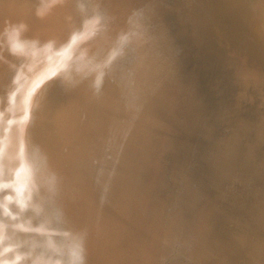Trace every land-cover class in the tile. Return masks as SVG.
Here are the masks:
<instances>
[{
    "label": "bare ground",
    "instance_id": "6f19581e",
    "mask_svg": "<svg viewBox=\"0 0 264 264\" xmlns=\"http://www.w3.org/2000/svg\"><path fill=\"white\" fill-rule=\"evenodd\" d=\"M217 1L264 53L260 0ZM135 27L105 0H0V107L19 90L16 116L0 118V264H264V149L243 143L256 112L234 87L225 89L219 69L201 62L216 86L175 93L187 79L170 61L179 69L185 62L176 55L193 58L189 36L159 55L177 97L176 105L166 103L170 114L151 121L141 136L122 129L117 119L126 115L128 96L134 103L137 95L110 96L115 81L140 84L133 66L143 36ZM87 38L97 42L93 48L81 44ZM136 112L134 119L141 117ZM45 120L58 139L48 140ZM132 162L144 167L136 173L126 167Z\"/></svg>",
    "mask_w": 264,
    "mask_h": 264
},
{
    "label": "rangeland",
    "instance_id": "374dc122",
    "mask_svg": "<svg viewBox=\"0 0 264 264\" xmlns=\"http://www.w3.org/2000/svg\"><path fill=\"white\" fill-rule=\"evenodd\" d=\"M105 0V3L110 7V8H113V9H122L125 11V13L128 15V23L129 25H132V27H136L138 30L141 31L142 33V40H141V45L139 43V46L137 47V62H135V65L133 66V70H135V77L136 79L139 81V86L138 85H135L134 83H123V82H120L119 81H115L113 83V88L111 90V95L110 96L111 98H113V95L114 97L115 96H118L119 97H125L127 94H129V92H131L130 94H133L137 95V97L135 98V102L134 103H130L132 100H134L133 98L130 100L129 96H128V99H129V104L132 106H129L128 105H125L124 107L126 108L125 109V112H126V115L124 113L123 117L121 116L120 118L117 119V122L119 121L121 124L118 123L119 126H122L121 128L124 129V128H127L128 130H130V132L135 135H137V133H140V136L141 134L143 135L144 132H147L149 131V129H151V125H150V122L153 121V120H157V119H162L164 118L165 116H168V114H170V104H174L176 105L177 104V97L176 96H172L170 95L169 93V81L166 80L167 78H165L166 76H164L163 74L166 73V71L164 70V65H165V61L164 60H160V53L164 54L166 51H170L171 50H174L176 49L178 46H180L184 41L187 42V39H191L193 41V45H190L188 46L190 52H188V54L193 57V58H189L188 55H185V54H178L176 55L177 58H179L181 61H184L185 64L183 67L179 68L174 64V62L172 63V61H170V63L173 65H171V67H173V69L175 71H178L176 73H180L181 75V78H183L185 80L184 82V86L186 87H177V91L175 92L176 94H181L183 91H187L188 89L189 90H193L194 92L195 91H198V89H201L203 90V86L205 88V91H207L208 89H211V88H214L216 86V84L209 82L208 81V78L205 77V73L203 71V68L200 67V63L201 64H205L204 65V69L205 68H209L211 69V71L213 70H216V72L218 71L219 73V79H220V82L221 84L224 85L225 89L228 90V91H232V87H234L238 94L236 92H234L237 96L239 95V98L241 100H243V104L245 106H252V110H253V113H254V116L256 114V116L251 119V121H249L248 123V130L247 129H243V137L244 138V141H243V138H242V141L243 143L245 144V146L247 148H250V144L254 143L255 145H261V149H264V114H261V113H264V53L262 51H260L258 49L257 46L253 45L251 42H248V38L244 37V35L241 33H239L240 31L238 30L237 31V28L236 26L234 25V22L232 24V21L230 20L229 16L227 15V13L225 12V10L223 9V7L219 4V2L216 0H209V3L208 0H203V2H200L202 0ZM154 1V2H153ZM157 1V2H156ZM183 1V2H182ZM213 3H212V2ZM147 2V3H146ZM152 2V3H151ZM161 2V3H160ZM176 2V4L174 3ZM186 2V3H185ZM216 4H215V3ZM156 3V4H155ZM164 3V4H163ZM166 3V4H165ZM171 3V4H170ZM193 3V4H192ZM260 3V6H261V10L262 12L264 13V0H260L259 1ZM148 4V5H147ZM153 4V5H152ZM180 4V5H179ZM184 6H182V5ZM202 4V5H201ZM215 6H214V5ZM218 4V5H217ZM145 5V6H144ZM147 5V6H146ZM158 7H156V6ZM164 5L165 9L164 8H161L162 6ZM169 5L170 8H167ZM172 5V6H170ZM210 5V6H209ZM217 5V6H216ZM142 6V7H141ZM153 6V7H152ZM179 6V7H178ZM181 6V7H180ZM205 6V7H204ZM211 6L213 8H211ZM147 7V8H146ZM149 7V8H148ZM173 7V8H172ZM217 7V8H216ZM222 7V8H221ZM160 8V9H159ZM221 8V9H220ZM153 9V10H152ZM157 9V10H156ZM179 11H178V10ZM196 9V10H195ZM204 9V10H203ZM210 9V10H208ZM223 9V10H222ZM136 10V11H135ZM146 10V11H145ZM148 10V11H147ZM151 10V11H150ZM159 10V11H158ZM164 10V11H163ZM172 10V11H171ZM181 10V11H180ZM187 10V11H186ZM215 10V11H214ZM217 10V11H216ZM143 11V12H142ZM154 11H157V12H154ZM186 11V12H185ZM197 11V12H196ZM209 11V12H208ZM219 11V13H218ZM151 12L154 14L150 15ZM164 12V13H163ZM172 12V13H171ZM175 12H176V15H175ZM180 15H179V13ZM196 12V13H195ZM209 14H207V13ZM214 12V13H213ZM139 13V15H138ZM162 13V14H161ZM166 13V14H165ZM173 15H171V14ZM198 13V14H197ZM216 13V14H215ZM158 14V15H156ZM212 14V15H211ZM142 15V16H141ZM145 15V16H143ZM154 15V16H153ZM163 17H162V16ZM171 15V16H170ZM207 15V16H206ZM221 15V17H220ZM227 15V16H226ZM158 16V18H157ZM181 16V17H180ZM190 16V17H188ZM197 16V17H196ZM198 16H200L198 18ZM138 17V18H137ZM141 17V18H140ZM148 17V18H147ZM161 17V19H160ZM167 17H171L172 20L176 21L174 24L176 27L174 28V25H173V28L170 27V24L166 21L167 20ZM184 17V18H182ZM225 17V18H223ZM228 17V18H227ZM181 18V19H180ZM188 18V19H187ZM218 18V19H217ZM145 19V20H143ZM149 21H147V20ZM155 19V20H153ZM158 19V20H156ZM191 19V20H190ZM197 19V20H196ZM199 19V20H198ZM224 19L226 22H222V20ZM151 20V21H150ZM162 20V21H161ZM184 20V21H183ZM188 20V22H186ZM196 20V21H195ZM223 20V21H224ZM145 21V23H144ZM180 21V22H179ZM183 21V22H182ZM195 21V22H194ZM135 22V24H134ZM151 22V23H150ZM154 22V23H153ZM164 22V23H161ZM179 22V24L177 23ZM191 22V23H190ZM197 22V23H196ZM208 22V23H207ZM214 22V24H213ZM228 22V24H227ZM230 22V23H229ZM143 23V24H142ZM146 23H149L148 25ZM181 23V24H180ZM193 23V24H192ZM220 23V24H219ZM155 26H154V25ZM165 24V25H164ZM183 24V25H182ZM185 24V25H184ZM187 24H188V27H187ZM191 24L193 26H191ZM196 24V25H195ZM200 24V25H199ZM220 26H219V25ZM224 25V28H223V25ZM232 24V25H231ZM145 25V27H144ZM151 25V26H150ZM181 25V26H180ZM205 25V26H204ZM216 25V26H215ZM222 25V26H221ZM154 26V27H153ZM165 26V27H164ZM184 26V27H183ZM191 26V27H189ZM211 26V27H210ZM215 26V27H214ZM229 26V27H228ZM232 26V27H231ZM235 26V27H234ZM153 27V28H152ZM158 27V28H157ZM183 28V32L180 31L181 29L180 28ZM208 27H209V30H208ZM166 30H165V29ZM169 28V29H168ZM193 28V29H192ZM194 28H195V31H194ZM215 28V30H214ZM222 31H219L221 30ZM153 29V31L151 30ZM156 29V31H155ZM172 29V30H170ZM191 31H190V30ZM200 29V30H199ZM229 29V30H228ZM234 29V30H232ZM236 29V30H235ZM149 30L152 32L149 33ZM161 30V31H160ZM214 30V31H213ZM217 30V31H216ZM147 31V32H146ZM176 31V33H175ZM194 31V33H193ZM199 31V32H198ZM202 31V33H201ZM210 31V32H209ZM219 32V35L218 33L216 32ZM226 31V32H225ZM228 31V32H227ZM236 31L237 32V36H236V32H234L235 34H233V32ZM145 32V34H144ZM160 32V33H158ZM172 32V33H171ZM187 32V33H185ZM190 32V34H189ZM198 32V33H197ZM203 32H205L203 34ZM232 32V33H230ZM165 33V34H164ZM170 33V34H169ZM179 33V34H178ZM207 33V34H206ZM226 33V34H225ZM211 34V35H210ZM222 34V35H221ZM171 35V36H170ZM185 35V36H183ZM208 35V36H207ZM227 37H226V36ZM242 37H241V36ZM156 36V37H155ZM160 36V37H159ZM164 36H166L167 38H163ZM170 36V37H169ZM198 38H197V37ZM200 36V37H199ZM206 36V37H205ZM233 36V37H232ZM87 37V36H86ZM148 37V38H147ZM172 37V38H171ZM176 37V38H175ZM181 37L184 39L185 37V40L181 39ZM217 37V38H216ZM224 37V38H223ZM228 37L230 39H228ZM238 39H237V38ZM150 38V39H149ZM175 38V39H174ZM196 38V39H195ZM204 38L205 39V44H204ZM208 38V39H207ZM244 38V40H243ZM166 39V41H165ZM201 39V40H200ZM228 39V40H227ZM235 39V40H234ZM163 40V41H162ZM179 40V41H178ZM183 40V41H182ZM247 40V41H246ZM88 42L86 45L87 47L89 48H93L94 45H96V41L94 40H89L88 41V38L85 39L84 41H82L81 44H84L85 42ZM165 41V42H164ZM172 41V42H171ZM182 41V42H181ZM200 41V42H199ZM226 43H225V42ZM231 41V42H230ZM236 41V42H235ZM149 42V43H148ZM176 42V43H175ZM198 42V43H197ZM203 44H202V43ZM208 42V43H207ZM215 42V43H214ZM228 42V43H227ZM242 42V43H240ZM168 43V44H167ZM178 43V44H177ZM222 43V44H221ZM232 45H231V44ZM237 43V44H236ZM250 43V44H249ZM170 44V45H169ZM198 44V45H197ZM202 44V45H201ZM208 44V45H207ZM242 44V45H241ZM93 45V46H91ZM219 45V46H218ZM239 47H238V46ZM241 45V47H240ZM165 46V47H164ZM175 46V47H174ZM200 46V47H199ZM213 46V47H212ZM247 46V47H246ZM252 49H251V47ZM145 47V48H144ZM167 47V48H166ZM174 47V48H173ZM199 47V48H198ZM220 47V48H219ZM230 47H232V49H230ZM235 47V48H234ZM250 47V48H249ZM254 47V48H253ZM161 48V49H160ZM164 48V50H163ZM196 48V49H195ZM198 48V49H197ZM204 48V49H203ZM206 50L207 51H204L203 50ZM209 51H208V49ZM216 48V49H215ZM239 48V49H238ZM247 48V49H246ZM214 49L216 52H214ZM223 49V50H222ZM238 49V50H237ZM241 49V50H240ZM244 49V51H243ZM250 49V50H249ZM257 49V50H256ZM166 50V51H165ZM220 52H219V51ZM235 50V52H234ZM67 51V50H66ZM144 51V52H143ZM146 51V52H145ZM165 51V52H164ZM218 51V52H217ZM252 51V52H251ZM256 51V52H255ZM196 55H194L195 53ZM202 52V53H201ZM244 52V53H243ZM255 52V54H254ZM258 52V53H257ZM151 53L152 55L155 56V59L153 58H150V54ZM167 53V52H166ZM213 55H212V54ZM219 53V54H218ZM221 53V54H220ZM224 53V54H223ZM231 53V54H230ZM240 55H239V54ZM246 53V55H245ZM253 53V54H252ZM187 54V53H186ZM207 54V56H206ZM211 54V56H210ZM216 54V55H215ZM223 54V55H222ZM250 54V55H249ZM199 55V56H198ZM201 55V56H200ZM204 55V56H203ZM227 55V56H225ZM253 55V57H251ZM256 55V56H254ZM136 56V54H135ZM181 56V57H180ZM217 56V57H216ZM235 56V57H234ZM241 56V58H240ZM259 56V57H258ZM183 57V59H181ZM186 57V58H185ZM219 57V58H218ZM256 57V59L258 60H255L254 58ZM145 61H143L142 59ZM150 58V59H149ZM164 58V57H163ZM199 58V59H198ZM202 58V59H201ZM204 58V59H203ZM209 58V59H208ZM216 59L213 60V59ZM221 58V60H220ZM228 58V59H227ZM186 59V60H185ZM202 61H201V60ZM212 59V60H211ZM220 61H218V60ZM223 59V61H222ZM225 59H226V64H225ZM244 59V60H243ZM206 60V62H205ZM250 60V62H249ZM142 61V62H141ZM188 61V62H187ZM211 61V62H210ZM229 61V62H228ZM247 61V62H246ZM259 64H258V62ZM161 62V63H160ZM197 64H196V63ZM210 62V63H208ZM216 62H219L218 64L215 63ZM257 62V63H256ZM163 63V64H162ZM207 63V64H206ZM214 63V64H213ZM222 63V64H221ZM224 63V64H223ZM230 63V64H229ZM232 63V64H231ZM235 63V64H234ZM239 63V64H238ZM143 64H144V67H143ZM151 64V65H150ZM162 64V66H160ZM212 66H211V65ZM239 66H238V65ZM241 64V65H240ZM247 64V65H246ZM254 64V65H253ZM195 65V66H194ZM211 68H210V66ZM219 65V66H218ZM228 65V66H227ZM146 66V67H145ZM198 66V67H197ZM209 66V67H207ZM214 66V68H213ZM225 66V67H224ZM227 66V67H226ZM258 66V67H257ZM157 67V69H155ZM164 67V68H163ZM195 67V68H194ZM235 67V68H234ZM241 67V68H240ZM250 67V68H249ZM252 67V68H251ZM147 68V69H146ZM161 68V69H160ZM184 68V69H183ZM223 68V69H222ZM239 68V70H241L239 72V70H237ZM255 68V69H254ZM142 69V70H141ZM178 69V70H177ZM201 69V70H200ZM231 69V70H230ZM233 69V70H232ZM236 71H235V70ZM244 69V70H243ZM254 69V70H253ZM148 70V71H147ZM222 70V71H221ZM230 70V71H229ZM251 70V71H250ZM139 71H142V72H139ZM150 71V72H149ZM164 71V72H163ZM182 71V73H181ZM189 71V72H187ZM232 71V72H231ZM234 71V72H233ZM248 71V72H247ZM249 71L251 74H249ZM256 71V72H255ZM134 72V71H133ZM147 72V74H146ZM203 72V73H202ZM247 72V73H246ZM144 73V74H143ZM149 73V74H148ZM153 73V74H151ZM157 73V74H156ZM194 73V74H193ZM221 73V74H220ZM230 73V74H229ZM235 73V74H234ZM238 73V74H237ZM240 73V74H239ZM255 73V74H254ZM140 76H138V75ZM143 74V75H142ZM245 74V75H244ZM149 75V76H148ZM161 75V76H160ZM170 76L173 78V76L175 77V75H172L171 73H167V76ZM223 75V76H222ZM237 75V76H236ZM239 75L241 77H239ZM253 75V76H251ZM256 75V76H255ZM203 76V77H202ZM235 76V77H234ZM163 77V78H162ZM189 77V78H188ZM254 77V78H253ZM257 77V78H256ZM263 77V78H262ZM145 78V79H144ZM159 78V79H158ZM195 78V79H194ZM147 79V80H146ZM152 79V80H151ZM158 79V80H157ZM190 81H189V80ZM206 79V80H205ZM231 81H230V80ZM251 79V80H250ZM253 79V80H252ZM263 79V81L261 82V80ZM142 80V81H141ZM146 80V81H145ZM174 80V79H173ZM238 80V81H237ZM243 80V81H242ZM257 80V81H256ZM149 81V82H148ZM164 81V82H163ZM208 83H207V82ZM251 81V82H250ZM256 81V82H255ZM154 82V83H153ZM159 82V83H158ZM193 82V83H192ZM226 82V83H225ZM241 82V84H240ZM244 82V83H243ZM248 82V83H247ZM256 84H254V83ZM260 82V83H259ZM189 83V84H188ZM191 83V84H190ZM205 83V84H204ZM250 83V84H249ZM262 83V84H261ZM158 84V85H157ZM163 84V85H162ZM167 84V86H166ZM186 84V85H185ZM194 84L195 87H194ZM200 84V85H199ZM237 84V86H236ZM188 85V86H187ZM193 85V86H192ZM209 85V86H207ZM214 85V87L212 86ZM227 85V86H226ZM241 85V86H240ZM244 85V86H243ZM247 85V87H246ZM261 85V86H260ZM117 86V87H116ZM147 87V89L145 87ZM165 88H164V87ZM191 86V87H190ZM239 86V87H238ZM244 88H243V87ZM263 86V87H262ZM136 87V88H135ZM162 87V88H161ZM167 87V89H166ZM188 87V89H187ZM209 87V88H207ZM118 88V89H117ZM142 88V90H141ZM151 88V89H150ZM155 88V89H154ZM183 88V89H182ZM240 88H242L241 91ZM259 88V89H258ZM117 89V91H116ZM154 89V90H153ZM185 89V90H184ZM196 89V90H195ZM252 89V90H251ZM155 90H156V93H155ZM165 90H168V91H165ZM135 91V92H133ZM145 94L146 92V95H144L143 93ZM161 91V92H160ZM163 91V92H162ZM165 91V92H164ZM19 90H17L15 93H13L12 95V100H10L11 102L9 103V105L6 104H2V106L0 107V118L3 119V121L7 122L9 119H11L12 117H15L16 116V112H15V105L17 104L18 102V99H17V94H18ZM115 92V93H114ZM118 92V93H116ZM120 92V93H119ZM167 92V94H166ZM233 92V91H232ZM114 93V94H113ZM141 93V94H140ZM148 93V94H147ZM150 93V94H149ZM152 93V95H151ZM122 96H121V95ZM163 94V95H162ZM142 95V96H141ZM161 95V96H160ZM167 95V96H166ZM144 96V97H143ZM147 96V97H145ZM157 96V97H156ZM163 96V97H162ZM165 96V97H164ZM139 97V99H138ZM110 98V99H111ZM159 98V99H158ZM165 98V99H164ZM171 98V99H170ZM5 97L1 100V101H5ZM144 99V100H143ZM169 99V100H168ZM149 100V101H148ZM156 100V101H155ZM160 100V101H159ZM166 100V101H165ZM174 102H173V101ZM193 99H190L188 100V102L190 104H192V106H194L196 104V102H192ZM249 102H248V101ZM141 103H140V102ZM143 101V102H142ZM146 101V102H145ZM151 101V102H150ZM164 101V102H163ZM145 102V103H144ZM149 102V103H148ZM159 102V103H158ZM169 102V103H168ZM172 102V103H170ZM246 102V103H245ZM255 102V103H254ZM137 103V105H135ZM156 103V104H155ZM158 103V104H157ZM163 103V104H162ZM166 103H168L167 106ZM262 105H259L261 104ZM51 104V103H50ZM110 104H112V102H110ZM146 104V105H145ZM148 105V106H147ZM150 105V106H149ZM153 108H152V106ZM160 107H159V106ZM127 106V107H126ZM135 106V107H134ZM156 108H155V107ZM164 106V107H163ZM146 109H144V108ZM163 109H162V108ZM137 108V110L135 109ZM141 108V109H139ZM149 108V109H148ZM155 108V109H154ZM158 108V109H157ZM167 110H166V109ZM263 108V109H262ZM134 109V110H133ZM169 109V110H168ZM137 112H136V111ZM151 110V111H150ZM158 111L156 113V111ZM163 110V111H162ZM161 111V112H160ZM166 111V112H165ZM134 112V113H133ZM138 113L141 114V117L144 116V117H139L137 119H134L135 116L134 114ZM155 112V113H154ZM168 112V114H167ZM145 115H144V114ZM151 113V114H150ZM162 115H160V114ZM132 114V115H131ZM148 114V115H147ZM159 114V115H158ZM130 115V116H129ZM154 115V116H153ZM146 116V117H145ZM149 116V117H148ZM156 116V117H155ZM158 116V117H157ZM132 117V118H131ZM162 117V118H161ZM257 117V118H256ZM149 120H147V119ZM152 118V119H151ZM256 118V119H255ZM143 119V120H142ZM146 119V120H145ZM255 119V120H254ZM123 120V121H122ZM130 120V121H128ZM135 120V122H134ZM137 120V121H136ZM145 120V121H144ZM254 120V121H253ZM141 121V123H140ZM134 122V123H133ZM138 122V123H137ZM136 123V124H135ZM144 125H143V124ZM261 123V124H260ZM142 124V126H141ZM149 124V125H147ZM258 124V125H257ZM133 125V126H132ZM140 125V127H139ZM257 125V126H256ZM124 126V128H123ZM144 127V128H143ZM148 129H146V128ZM143 128V129H142ZM146 129V130H145ZM258 129V130H256ZM259 129H262V130H259ZM133 130V131H132ZM144 130V131H143ZM254 130V131H253ZM43 131L46 135H48V140L52 141V140H55V139H58L59 138V135H58V131L55 127H48V120H45L44 122V126H43ZM140 131V132H138ZM247 131V132H245ZM246 133V134H245ZM251 134H253V136H251ZM255 134V135H254ZM51 135V136H49ZM139 136V135H137ZM247 136V137H246ZM255 136V137H254ZM257 136V137H256ZM257 138V139H256ZM246 140V141H245ZM255 140V141H254ZM257 140V141H256ZM262 140V141H261ZM248 142V143H247ZM250 142V143H249ZM124 147L127 149V148H130L131 147L129 145L125 146ZM61 150L63 152H66L68 150V146H61L60 147ZM130 149H127L128 153L131 152ZM134 150V151H133ZM133 153L136 154V149H133ZM110 158V157H108ZM124 164V163H123ZM136 165L132 162V163H129V164H126V167L128 169H133V170H136V173L140 172V170L144 167H135Z\"/></svg>",
    "mask_w": 264,
    "mask_h": 264
}]
</instances>
